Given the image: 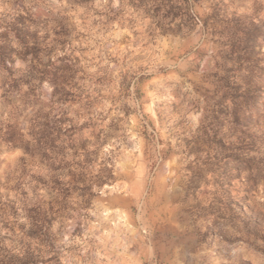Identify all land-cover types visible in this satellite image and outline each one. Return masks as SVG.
<instances>
[{
	"label": "rangeland",
	"instance_id": "obj_1",
	"mask_svg": "<svg viewBox=\"0 0 264 264\" xmlns=\"http://www.w3.org/2000/svg\"><path fill=\"white\" fill-rule=\"evenodd\" d=\"M0 264H264V5L0 0Z\"/></svg>",
	"mask_w": 264,
	"mask_h": 264
},
{
	"label": "clouds",
	"instance_id": "obj_2",
	"mask_svg": "<svg viewBox=\"0 0 264 264\" xmlns=\"http://www.w3.org/2000/svg\"><path fill=\"white\" fill-rule=\"evenodd\" d=\"M259 2L261 5H264V0H259ZM49 90H51V89H49Z\"/></svg>",
	"mask_w": 264,
	"mask_h": 264
}]
</instances>
